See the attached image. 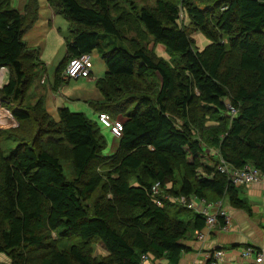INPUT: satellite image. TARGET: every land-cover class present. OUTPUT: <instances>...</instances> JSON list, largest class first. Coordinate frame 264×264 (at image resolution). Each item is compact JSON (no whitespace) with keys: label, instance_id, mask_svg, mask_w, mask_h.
Returning a JSON list of instances; mask_svg holds the SVG:
<instances>
[{"label":"trees","instance_id":"obj_1","mask_svg":"<svg viewBox=\"0 0 264 264\" xmlns=\"http://www.w3.org/2000/svg\"><path fill=\"white\" fill-rule=\"evenodd\" d=\"M46 2L70 29L53 87L69 81L71 58L97 51L106 71L94 79L100 97L88 103L119 118L122 130L105 156L97 118L65 106L54 118L42 96L28 101L34 77L44 74L38 49L23 40L39 4L26 0L19 11L0 0V70L8 77L0 101L17 121L0 127V256L8 261L0 264H143V255L145 264H177L204 217L162 195L226 196L243 208L239 188L216 169L219 158L264 172V0ZM190 29L208 40L202 49ZM209 147L217 157L198 174ZM155 182L160 206L150 192ZM94 243L105 256L93 255Z\"/></svg>","mask_w":264,"mask_h":264},{"label":"crops","instance_id":"obj_2","mask_svg":"<svg viewBox=\"0 0 264 264\" xmlns=\"http://www.w3.org/2000/svg\"><path fill=\"white\" fill-rule=\"evenodd\" d=\"M54 16L55 14L47 4L46 0L44 4H39L38 19L24 34L23 38L28 35L29 31L32 29H36L35 34L38 35L41 31L40 29L45 25L44 23H49ZM23 40L28 46L34 47L30 45L32 40ZM96 78V71L92 66L90 75L82 79L88 83ZM78 79L80 78L74 80ZM85 82H81V84H84ZM88 87L89 85L86 87V92H88ZM80 88H71L74 93L71 98L66 95L59 96L56 93L58 88H54L53 86H49V95H47V92L45 91L43 94L40 93V96L44 98V104L49 113L51 110L50 108L55 110V112H57V109L62 106L70 109V104L73 103V106L77 108L75 110L80 108L82 110L84 109V111L92 113V118L96 120L99 113L89 109L90 105L88 102L97 100L99 97L88 99L89 97L85 95V93L82 95L83 97H78L76 92L77 89ZM46 97L47 100L45 102ZM79 98L83 100L84 106L78 103ZM84 111L80 112L85 113ZM237 188H239L238 197L245 202V207H232L226 196L222 198L224 207L230 218L229 228L227 230H221L219 226H216L205 235L203 241L197 240L194 232L191 235V238L184 242L189 247V250L181 254L177 264H207V255L215 248H218V250L221 249L223 253L222 259L219 260L217 264H245V261L240 255L241 250L245 246L255 245L264 249V185L254 184ZM154 264H167V261L164 258H160L154 260Z\"/></svg>","mask_w":264,"mask_h":264},{"label":"rangeland","instance_id":"obj_3","mask_svg":"<svg viewBox=\"0 0 264 264\" xmlns=\"http://www.w3.org/2000/svg\"><path fill=\"white\" fill-rule=\"evenodd\" d=\"M26 0H11V6L19 11L22 10L23 5ZM38 4L42 5L45 3V0H37ZM133 4H135L138 8L141 6H153L156 0H130ZM183 19V17H182ZM43 27L40 29V33L36 35V29H32L29 31L28 35H26L23 39H30L32 46L38 49L39 52V60L42 62L44 66V74L39 77H34L31 86L29 87L27 94L29 95L28 101L31 102V98H33V101L38 97V95L43 94L45 91L47 92V95H49V86H53L54 84V73L55 69L64 56L65 53V41L69 35V22L66 21L63 17L60 15L55 14L53 19L50 20L49 23H44ZM190 36L194 40L195 46L198 49H202L207 43L208 40L204 37V35L201 34L200 31L195 29H190ZM226 42V39L223 40ZM147 48L149 50H152L157 56L164 58L165 60L170 59L169 53L165 50L164 46L161 44H154L152 42L148 43ZM90 59L93 66V69L96 71L97 78L103 77L104 73L106 71V67L104 65V62L100 58L97 51L93 50L90 53ZM9 74V72H8ZM7 79V71L5 69L0 70V87L2 85V82ZM41 82V83H40ZM81 82H85L82 78L78 80L70 79L69 81H66L64 83H61L60 86H58V90L56 93L61 95H66L67 97L71 98L73 96V91L71 90L72 87L80 88L77 89V95L78 97H83L82 95L85 93L89 98L93 99L96 97H100L98 90L95 87L94 80L92 82H85L84 84H81ZM88 87V92H86V87ZM47 100V97L45 98V102ZM1 103V101H0ZM82 106H84V102L81 98H79V102ZM3 104V103H2ZM1 104V105H2ZM71 111H84L81 108L78 110H75L73 106V103L70 104ZM4 107V106H3ZM87 108V107H86ZM50 113L53 115L54 118H56V112L55 110H52L50 108ZM88 109V108H87ZM91 109V107L89 108ZM85 115L90 118L91 120H94L92 118V113H88L84 111ZM108 116V115H107ZM109 117V116H108ZM96 118V115H95ZM2 123V122H1ZM209 124V123H208ZM7 124H0V127L4 130L12 128L8 127ZM98 127L100 128V133L102 134L104 140H105V148L103 149V154L105 156L112 155L116 149L118 144V137L113 135L109 129L102 127L100 124H98ZM14 138L10 137L6 139L2 143V149L6 153V151L10 150L14 146ZM217 150L214 147L207 148L206 153L201 155L199 157V166L196 169V172L200 174L203 173V169L211 164V158L217 157ZM188 160H190V157H187ZM68 167H66L67 169ZM110 196V195H108ZM52 236L55 237V234L52 233ZM62 247H66L68 245V242L61 243ZM92 251L93 255L97 258H101L106 255L105 249L102 247L100 243H94L92 245ZM0 261H3L7 263V259L4 256H0Z\"/></svg>","mask_w":264,"mask_h":264},{"label":"built area","instance_id":"obj_4","mask_svg":"<svg viewBox=\"0 0 264 264\" xmlns=\"http://www.w3.org/2000/svg\"><path fill=\"white\" fill-rule=\"evenodd\" d=\"M91 67L92 63L90 54L83 53L69 60L64 69V75L71 79L86 78L90 75ZM227 110L231 116L235 114V108H233L230 104H227ZM97 121L102 127L109 129L113 135L118 137L121 134L122 121L119 118L111 119L106 114L99 113L97 115ZM1 122L3 124L8 123V127L17 126V121L12 116L10 110L3 107L0 103V124H2ZM216 169L219 173L226 175L228 181L235 187L251 186L254 184L264 185V172H261L249 162L243 164L240 168H230L222 158H219ZM150 192L155 200V203L160 206L162 204V200L158 198L161 195L159 182H155L151 185ZM162 197L184 205L204 217L203 229L195 232L197 240L203 241L205 239V235L216 226H219L221 230H227L229 228L230 218L226 212L222 199L209 202L205 198L193 195L186 197L184 195L173 196L163 194ZM240 255L245 261V264H264V249L261 247L247 245L241 250ZM222 256L223 253L221 251L212 250L207 255V264H217V262L222 259ZM147 259L148 258L143 255V264H145Z\"/></svg>","mask_w":264,"mask_h":264},{"label":"bare ground","instance_id":"obj_5","mask_svg":"<svg viewBox=\"0 0 264 264\" xmlns=\"http://www.w3.org/2000/svg\"><path fill=\"white\" fill-rule=\"evenodd\" d=\"M2 83H3V82H2ZM213 250H218V249H216V248H215V249H213ZM219 251H221V252H222V250H221V249H219Z\"/></svg>","mask_w":264,"mask_h":264}]
</instances>
